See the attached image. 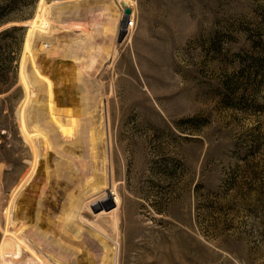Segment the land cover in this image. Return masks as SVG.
<instances>
[{
    "label": "rangeland",
    "instance_id": "obj_1",
    "mask_svg": "<svg viewBox=\"0 0 264 264\" xmlns=\"http://www.w3.org/2000/svg\"><path fill=\"white\" fill-rule=\"evenodd\" d=\"M77 1L0 0V33L17 28L0 40V264H44L48 249L58 264H89L92 224L128 248L120 264H264V0H129L121 42L123 4L81 0L75 9ZM45 2L53 32L31 48L56 49L24 64L30 21ZM113 19L114 38L105 30ZM27 89L28 130L36 118L51 139L60 134L54 147L79 175L72 186L84 201L70 224L66 191L58 202L36 181L22 187L33 161L18 116ZM90 115L107 129L93 162L83 144ZM103 157L123 200L118 229L113 214L85 207L104 193L83 190ZM71 226L81 231L68 234ZM73 241L80 252L68 258L63 246Z\"/></svg>",
    "mask_w": 264,
    "mask_h": 264
},
{
    "label": "bare ground",
    "instance_id": "obj_2",
    "mask_svg": "<svg viewBox=\"0 0 264 264\" xmlns=\"http://www.w3.org/2000/svg\"><path fill=\"white\" fill-rule=\"evenodd\" d=\"M118 2L120 4H125L128 8H130L131 12H132V10H134V5H133V3L131 1H129V0H118ZM78 4H81V0L75 2L72 5H75L74 8L76 9V8H79L80 7V5H78ZM53 7H54L53 4L52 5H48L46 2L43 3L41 5V7H40V10H39L38 14L36 15V18L34 20L30 21L31 30H30V34H29V37H28L27 45L25 46L26 47V50H25V54H24V58H23V63L24 64L27 62V58H28V56L30 57V55H33V56H36L37 55L36 58L35 57L33 58V61L35 62L34 59L39 60V61L42 60L41 58L38 57V56H41V54H40L41 52H46L47 55H51V53L55 51V49H56L55 46L52 45V44H50V42H47V43L43 44V47H41V50L39 49L40 52H38L35 48H31L32 39L37 40L39 38L40 40L42 39V40H45V42H46V40H48V36H50L51 33L53 32V26H52V23H53V20L52 19L53 18H52V13H51V9ZM57 8H59V7H57ZM119 23L120 22H119L118 19H113V20L110 21V23L106 27L105 30H106L107 33H109L111 35V37H113L115 34H117L116 33V30L119 29L117 27L119 25ZM115 39H116V36H115ZM88 40L89 39L86 40L85 44L88 43ZM85 44H83L84 46H83L82 49H85ZM88 49H90V47ZM43 55H44V53H43ZM102 59H104V58H102ZM41 62H43V61H41ZM89 63H91V62H89ZM55 68H57V67H55ZM55 68L48 67L46 69V71H49L52 74V73H55L56 72ZM37 71L35 70V72H37ZM21 75L22 74L20 72V76ZM25 79H26V76H25ZM42 80H44V79H42ZM27 90L28 91H26V92H28L29 95L27 94V97H25L26 98L25 101L21 105V108L18 110V116H19V119H20V122H21V125H22V133H23L24 139H25V141L27 142V144L30 146V148L32 150V153H33V161L31 163V166H30V169H29V174L27 175V177L22 182L23 183L22 184V187H25V186H28V185L30 186V185H32V183L34 184V181H36L37 184L40 183L44 187L43 188L41 186L43 188V190L41 192V195L42 196L45 197L47 195L46 194L47 188H49L54 193V195L57 197V201L58 202H59V198H61L60 195L62 194V192L63 191H66V197L64 196L65 199L64 200L61 199V200H63V202L65 201L63 204H61L62 206H60L61 207V212L63 213L65 219H67V222L65 224H67L69 222H72L73 223L74 222V219H76L77 217H79V211L81 209L82 202L84 201V200H82V195L81 194L78 195V194H76L74 192L75 190L77 192L78 191V188L76 189L75 186H72V183H74L73 181L77 180V178L79 177V175H78L76 169H74L75 167L74 168L72 167L73 166L72 165V162L70 160H67V159L62 158L59 155V153H58V150H57L58 148H55L54 147L55 144L57 145L56 140L58 141V139H60V134H57V136L55 137V140L54 139H51L49 133L46 130L41 129V127L38 126V121H37L36 118H35V121L32 122V124L35 125V127H34V130L35 131L34 132L32 131L33 132L32 133L31 131L28 130L27 125H26V122L24 120V111H25V108L27 107L26 105L30 102V97L32 98L33 95L30 94L29 89H27ZM80 98H81V96H80ZM60 101H61V103L63 102L62 100H60ZM83 101L85 102L84 99H83ZM56 102H59V101L57 100ZM66 104H67V106L69 108L70 107L72 108V104H69L67 102H66ZM84 108L85 107L83 106V108L81 109V111L87 113V111H88L87 109L93 108V106L92 107L91 106L90 107L88 106L86 109H84ZM75 109H76V107H75ZM88 117H89L88 118V121L86 122V124L83 127L84 128L83 129V133H84V136H85L84 137L85 140L83 141V144H84V148H86L89 151V157H90L91 161L93 162V160L95 161L96 156H97V148H98L99 143H101L104 140V138L106 139V133H105V131L107 129L104 131L105 128H104L103 122H101L98 126H96L95 125V121H94L95 119H93L92 115H90ZM67 120H69V119H67ZM51 121H52V119H51ZM54 122L55 123H58L59 122V118L58 119H54ZM61 133H63V132H61ZM66 134H67V132H66ZM64 139H66V138H64ZM81 147H82L81 144L75 141V144H74V148L75 149L74 148L73 149H74V151H76V154H77L76 158L77 157L78 158L80 157ZM105 154H107V153H105ZM106 162L107 161H106V157H105L104 158V161L101 162L102 163L101 164L102 167L100 169L101 174L97 170L96 166H92V165L89 166V167H91L90 170H91V173H92V177L89 180H84L85 181V184H84L85 186L83 187V190H86L87 189L92 195H96V194H99V193H102V192H104V193L100 197H98V199H94L90 203L86 204L85 207L89 209V207L91 206V207L94 208L93 209L94 212H96V213L101 212L99 214V216H106V215H109V214H113V217H112L113 225H114L115 229H118V226H119L118 223H119V217H120L119 208H120L121 204L123 203V200H122V197L120 196V194L116 192V190L110 189L111 186H110V183L108 182V179L109 178L107 179V175L108 174H107L106 169H108V167L106 166ZM109 171H110V169H109ZM76 183H78V182H76ZM111 185H112V183H111ZM18 194H19V191L17 192V194L15 195V197L18 196ZM52 202H54V201H51V203ZM58 202H56L55 204L57 205ZM100 206L102 208L103 207H106L105 208L106 211H110L113 208H114V210L111 213H107L106 211H104V209L103 210L102 209H99ZM52 209L53 208H51V210ZM39 214H40V212L38 210V212L36 213V220H38V222L40 221L39 220ZM64 217H63V219H64ZM56 219H57V217H56ZM64 222L65 221H63V223ZM36 223H37L36 221L33 223V227H36L37 228L38 225ZM81 226H82V222H81ZM80 229L81 228H79L77 230L76 229H72V226H71V228H69V230H68L67 233L68 234H71V235H74V234H76L74 232V230H76L77 232H79ZM87 233L93 239H95V243L90 242V243H87L86 245H84L86 247V249H88V251L90 253H92L91 257L95 256L93 259H91L89 261V264H120L121 261L123 262V261H125L126 258H128V255H129V254H127L128 248L127 247L124 248L123 246H121L119 241L113 240L110 237L109 232L105 228H103L102 226L97 225V224H92V226H89L87 228ZM44 234H43V237L41 236V234H38V239L41 240V241H43L44 240V236H45ZM116 236H117V234H116ZM45 240H46V238H45ZM51 243H52V241H51ZM55 243H57V242H55ZM26 244H27V242H26ZM44 245H47L46 247L51 246V245H48L46 242H44ZM3 247H4V244H2L0 251H2V248ZM59 247H61V246H59ZM63 247L65 248V251L68 252V258H70L71 256H74V255H76V254H78L80 252L79 243L76 244L75 241H73V242H71V243H69V244H67L66 246H63ZM42 250H43V248H42ZM47 252H49V255L48 256H46L44 252H43L44 254L42 253L43 256H44V259L42 258L44 264H58V263H60V260L56 259L55 255L51 251H49V249H48ZM89 256H90V254H89ZM68 258H67V260H69ZM65 259H66V257H65ZM72 260H70V262ZM70 262L69 263L68 262H64L62 264H72L73 263V261L71 263Z\"/></svg>",
    "mask_w": 264,
    "mask_h": 264
},
{
    "label": "water",
    "instance_id": "obj_3",
    "mask_svg": "<svg viewBox=\"0 0 264 264\" xmlns=\"http://www.w3.org/2000/svg\"><path fill=\"white\" fill-rule=\"evenodd\" d=\"M125 10H124V23L122 24V30H121V33H120V36H119V42H121L125 36V33H126V30H125V27H126V21L128 19V17L130 16L131 14V10L130 8H128L125 4H123ZM109 209V208H108Z\"/></svg>",
    "mask_w": 264,
    "mask_h": 264
},
{
    "label": "trees",
    "instance_id": "obj_4",
    "mask_svg": "<svg viewBox=\"0 0 264 264\" xmlns=\"http://www.w3.org/2000/svg\"><path fill=\"white\" fill-rule=\"evenodd\" d=\"M17 31V28H12V29H7L4 30L0 33V40L4 37H9L11 36L13 33H15ZM3 50V46H0V51ZM3 60H0V65H2ZM7 68V67H5Z\"/></svg>",
    "mask_w": 264,
    "mask_h": 264
},
{
    "label": "built area",
    "instance_id": "obj_5",
    "mask_svg": "<svg viewBox=\"0 0 264 264\" xmlns=\"http://www.w3.org/2000/svg\"><path fill=\"white\" fill-rule=\"evenodd\" d=\"M133 25H134V24H133V21H132V22H129L127 28H128V29H131V28L133 27Z\"/></svg>",
    "mask_w": 264,
    "mask_h": 264
}]
</instances>
